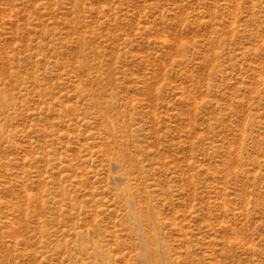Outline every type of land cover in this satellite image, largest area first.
I'll return each mask as SVG.
<instances>
[{
    "label": "rangeland",
    "instance_id": "1",
    "mask_svg": "<svg viewBox=\"0 0 264 264\" xmlns=\"http://www.w3.org/2000/svg\"><path fill=\"white\" fill-rule=\"evenodd\" d=\"M0 264H264V0H0Z\"/></svg>",
    "mask_w": 264,
    "mask_h": 264
}]
</instances>
